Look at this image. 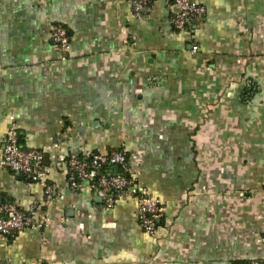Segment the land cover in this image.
<instances>
[{"label": "crops", "instance_id": "crops-1", "mask_svg": "<svg viewBox=\"0 0 264 264\" xmlns=\"http://www.w3.org/2000/svg\"><path fill=\"white\" fill-rule=\"evenodd\" d=\"M200 3L177 30L174 0H150L142 18L130 0H0V152L14 115L59 194L46 204L40 182L0 164V203L35 205L42 224L0 233V264L264 261V0ZM70 148L125 149L163 202L154 235L134 198L107 207L71 188Z\"/></svg>", "mask_w": 264, "mask_h": 264}, {"label": "built area", "instance_id": "built-area-1", "mask_svg": "<svg viewBox=\"0 0 264 264\" xmlns=\"http://www.w3.org/2000/svg\"><path fill=\"white\" fill-rule=\"evenodd\" d=\"M133 13L142 18L150 0H130ZM179 12L170 17L171 25L177 29H185L193 18L205 14L206 7L200 0H174ZM50 38L55 49L66 52L70 47L67 28L59 23L50 29ZM197 47H194L196 49ZM10 123L0 152V164L12 171L23 173L30 182L38 181L44 186L45 203L59 198L54 186L48 181V168L45 164V150L25 147L14 115L9 117ZM68 166V180L76 191L86 185L104 201L107 207H113L119 195L134 198L139 209V223L142 229L154 235L159 227L164 212L161 199L152 196L148 189L141 185L135 176L130 174L128 154L123 148L108 153L77 152L70 148L65 152ZM119 166L114 174L112 167ZM35 205L25 208L15 202L0 203V233L14 238L24 230L38 229L42 224L35 219ZM234 264H264L261 260H250Z\"/></svg>", "mask_w": 264, "mask_h": 264}, {"label": "water", "instance_id": "water-1", "mask_svg": "<svg viewBox=\"0 0 264 264\" xmlns=\"http://www.w3.org/2000/svg\"><path fill=\"white\" fill-rule=\"evenodd\" d=\"M112 171H113L114 174L118 173V171H119V166H118V165H114V166L112 167ZM19 174H20L21 178L23 179V178H24V174H23V173H19Z\"/></svg>", "mask_w": 264, "mask_h": 264}, {"label": "trees", "instance_id": "trees-1", "mask_svg": "<svg viewBox=\"0 0 264 264\" xmlns=\"http://www.w3.org/2000/svg\"><path fill=\"white\" fill-rule=\"evenodd\" d=\"M237 263V262H236Z\"/></svg>", "mask_w": 264, "mask_h": 264}]
</instances>
